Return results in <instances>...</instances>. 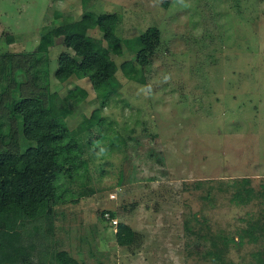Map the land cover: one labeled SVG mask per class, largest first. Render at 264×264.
I'll return each mask as SVG.
<instances>
[{
  "label": "rangeland",
  "instance_id": "obj_1",
  "mask_svg": "<svg viewBox=\"0 0 264 264\" xmlns=\"http://www.w3.org/2000/svg\"><path fill=\"white\" fill-rule=\"evenodd\" d=\"M86 13L116 15L121 53L108 56L117 62L135 60L148 26L160 41L144 83L118 73L119 92L99 111L103 136L82 135L83 175H60L49 250L80 264H264V0H0V51L33 50ZM85 37L103 33L89 27ZM63 49L59 35L50 90L76 99L64 119L74 135L99 103L87 77L55 78ZM103 211L132 227V247Z\"/></svg>",
  "mask_w": 264,
  "mask_h": 264
},
{
  "label": "trees",
  "instance_id": "obj_2",
  "mask_svg": "<svg viewBox=\"0 0 264 264\" xmlns=\"http://www.w3.org/2000/svg\"><path fill=\"white\" fill-rule=\"evenodd\" d=\"M116 20L114 13L93 18L86 13L42 33L33 50L0 51V264H32L34 257L36 264H45L48 257L57 264H80L66 250H49L54 203L64 200L57 190L59 177L75 182L83 175L78 174L87 161L82 135L96 127V139L103 136L104 116L99 111L118 94V73L144 83L141 67L160 41L157 26H148L137 36L135 62H117L108 56L121 53ZM89 27L102 31L105 43L99 38L87 40ZM59 35L68 50L57 57L55 78L63 82L71 76L87 77L99 103L91 114L83 115L74 135L64 119L76 99L50 90L48 50ZM102 141L98 145L104 150ZM103 212L111 222L115 213ZM115 239L132 247L137 236L130 225L119 221Z\"/></svg>",
  "mask_w": 264,
  "mask_h": 264
},
{
  "label": "built area",
  "instance_id": "obj_3",
  "mask_svg": "<svg viewBox=\"0 0 264 264\" xmlns=\"http://www.w3.org/2000/svg\"><path fill=\"white\" fill-rule=\"evenodd\" d=\"M111 222H112V226H114V228L116 229V226H117V219H116V218H112V219H111Z\"/></svg>",
  "mask_w": 264,
  "mask_h": 264
}]
</instances>
